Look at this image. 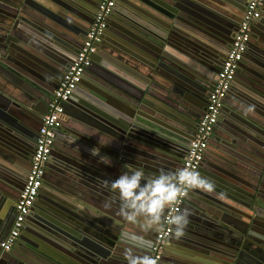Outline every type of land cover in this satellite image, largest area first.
<instances>
[{
	"label": "crops",
	"instance_id": "0c3cea01",
	"mask_svg": "<svg viewBox=\"0 0 264 264\" xmlns=\"http://www.w3.org/2000/svg\"><path fill=\"white\" fill-rule=\"evenodd\" d=\"M53 1L57 4L56 6L51 4ZM71 1L79 4L83 0ZM185 1L188 3H184ZM241 1L183 0L181 3L183 7L189 6V10L201 17L202 21L199 26L204 31H198L194 28L198 32L196 35L199 39L207 34L206 31L215 34L218 38H223L224 35L226 38L229 31L224 28V25L227 23V19L230 18V13L234 12L235 7ZM152 3L162 6L166 5L165 8L172 7L169 0H118L114 12L111 13L115 14L114 17H111L112 21H115L116 24H123L119 16L124 14L123 10H127L137 14L144 23L164 28L163 22L158 20L159 16L152 10L155 8ZM15 7H18L17 9L20 8L27 17L34 19L35 23H41L44 28L52 30L60 41L56 39L51 42L41 33L32 32L34 29L27 28L26 23H24L26 22L25 20H20L16 24L17 26L20 25L21 30L23 28L24 31L34 34V37L29 34L33 38L26 34L24 35L27 37H24L21 35L22 33L17 31V28L12 32L13 22L10 20V14L12 11L13 13L15 12ZM71 7L79 10V8L74 6ZM68 8L70 7L65 4V0H0V43L9 37V40H11V36L16 37V46L25 47L26 51L41 58L47 55L44 48H41L49 44L53 48V50H49L53 51V53L60 55L64 50L71 53L68 47L77 48L78 44L73 41L81 40L84 34L81 29L85 27V24H82L84 20L80 17L79 12ZM180 11L181 9L176 7V12L173 11L174 16H177ZM262 12L263 21H258L257 26L261 31H264V6ZM91 19L89 18V20ZM160 19L163 20L162 17ZM49 26L52 28L50 29ZM115 36V34H110L109 37L112 41H106L107 45L114 44ZM69 39L73 40L70 41ZM188 46L191 47L190 44ZM198 50L200 49L195 48L194 52L197 53ZM104 53L107 55L108 51L104 50ZM105 54H101V61L96 64L94 70L96 73L109 76V82L107 81L101 87L106 93L107 99H104L102 104L92 101L90 90L91 88L94 90L99 89V86L93 79L94 76L89 78L87 75L86 79L89 80L86 81V84L89 90L86 89V94L82 93V95L78 96L77 102L80 104H74L75 108L69 110L67 125L75 128L96 143L105 144L107 142V147L118 149L124 143L123 136L125 133L115 123L116 114L112 110L113 108L119 109V107H116V104L112 102L123 105L122 103L125 102L124 98L127 99L124 89L129 87L127 86L128 83L130 85L131 82V84L138 87L141 84L138 78H134L122 66L110 61ZM182 57L187 61H191L187 57ZM196 57L198 62H193V65L198 69L207 64L206 59L202 55L198 54ZM259 60L264 62V56L259 53L256 47L248 50L246 59L240 65L239 69L241 71L237 73L232 89L226 99L227 104L221 110L219 124L215 135L210 140L206 159L200 166L202 175L211 178L223 188L215 187L211 193L201 190L189 192L183 209L187 208L190 210L189 222L197 221L201 227H198V230L195 229L194 233L192 232L193 234L185 231L180 238L172 237L171 240L169 239L165 255L160 264H235L233 262L234 258L228 257L226 253L228 251H230V254L235 253L233 245L237 237L236 234L240 232L239 227L247 228L246 224L249 225L248 217L253 214L250 209L251 200H249V196L254 195L256 192L257 194L259 193L257 195L258 203H261L264 207V64H259ZM206 67H209V65ZM203 68L205 70V67ZM252 78L259 80V83H256L259 88H256L255 83H252ZM118 79L124 84L119 83ZM158 91L162 94L166 92ZM165 96L171 97L168 93ZM189 97L191 98L190 100L194 101V104L187 103L188 106L192 105L187 110L191 113L192 119H196L197 124L201 115L199 106L204 105L205 96L202 94L200 99L191 95ZM84 101L90 104L82 108L81 105ZM173 101L174 99L168 98L169 104H173ZM1 103L4 102L0 95ZM36 104L41 111L47 110L45 102ZM91 104L98 107L101 112L94 110L95 108ZM105 105L108 107H105ZM184 110L186 111V108ZM64 138L61 141H56L57 145L54 147V152L51 154L48 163L46 182L44 188L42 187L44 194H46V200L42 202V205L40 204L36 207V211L31 213L32 219H27V229L23 232V237L18 239L12 247L14 253L8 255L2 251L0 246V258L4 256V264H31V261L35 264H44L29 251L36 242H40L50 249L60 251L57 249L58 246L51 242L56 240L63 244L62 247L64 249L67 248L65 246L68 243L61 236L45 228L47 222L52 225L51 229L69 237L70 234L74 235L78 228L76 225L70 224L56 216L53 218L54 221L49 218L48 214L50 213L46 206L50 205L47 198L51 199V196L55 197L54 199L58 200L59 204L74 210L75 214L83 216L79 221L88 230L96 231L101 237L108 238L109 241L113 240L111 230L104 227L103 229L108 231V234H106L97 228L99 226L93 227L94 225H91V223H94L95 218L98 216L105 218L106 221L117 220L118 215L111 212L112 206L108 208L104 206L105 203H110L111 205L110 197L114 196L105 185V181H112L114 178H112L107 170L108 167L103 162L90 153L84 154L77 149L71 150L64 143ZM129 138L134 140L138 147L153 151L149 145L137 139ZM9 144L0 145V151L2 152V155L0 154V214L3 213L2 217H0V222L9 221V214L12 209H15V204L21 189H23L19 187L23 185L27 176L25 165L26 149L14 148L15 146H10ZM130 152L131 154L128 156L137 166L141 163L147 169L150 165H153V162L151 163L150 159L147 161L139 151L130 150ZM23 154L25 155L24 157L22 156ZM162 156L175 162L173 170L179 168L181 162L178 159H172L171 154ZM12 167L22 168L24 172H15ZM258 180L262 184V189L259 191H257ZM109 200L110 202H108ZM222 217L223 219L221 220ZM87 220L90 221L87 222ZM113 225H116V223ZM7 231L6 229V233ZM2 232L3 230L0 231V239L3 235ZM5 235L4 238L6 237ZM82 235L90 245L99 244L103 246L102 251L109 249L107 244H104L105 242L89 233V231L84 230ZM62 253L72 263L85 264L72 251L68 253L65 250Z\"/></svg>",
	"mask_w": 264,
	"mask_h": 264
},
{
	"label": "water",
	"instance_id": "95a60500",
	"mask_svg": "<svg viewBox=\"0 0 264 264\" xmlns=\"http://www.w3.org/2000/svg\"><path fill=\"white\" fill-rule=\"evenodd\" d=\"M98 1L99 0H83L80 1L79 4L81 5H79L71 0H65V4L70 7L68 9L79 12L80 17L84 20L82 21V24H85V27H82L83 29H81L84 33L81 40L73 41L78 44L77 48L72 49L68 47L71 53L66 50L61 52L60 55L53 53V51H50L53 50V48L49 44L44 45L45 47L41 48H44V51L47 54L46 56L42 55L44 58H41L26 51L25 47L16 46V37L11 36V40H9V37L4 42L0 43V95L4 102L0 104L1 146L2 144L6 145V143H10L9 145L15 146L14 148L25 149L28 136H30L29 132L32 128L35 125H39L38 130L41 128L42 118L49 108L48 103L54 96V92L58 88L64 72L73 62L79 48L83 44L85 35L93 21ZM169 1L172 6L171 8H165L166 5L162 6L152 3V6L155 7L152 10L159 16L158 20L163 22L164 28L154 27L149 23H144L137 14L127 10H123L124 14L119 16L123 24H116L111 18L114 17L115 14H111L108 18V26L103 40L99 43L97 52L93 55L92 62L87 67L82 81L71 98L64 102V118L61 121V127L55 131L54 147L57 145V140L61 141L63 137H65L63 141L71 150L77 149L84 154H92L91 149L96 147L99 149V153L97 155H92L98 160H100V156L109 157L111 159V165L105 166L108 167L107 170L114 179L125 170L128 164H132L135 167L144 166L141 163L137 166V164L130 159L128 156L131 154L130 150L139 151L140 154H143L142 157L146 158L147 161L150 159L151 163L153 162V165H150L149 168L145 169V167H143L144 171L149 175H155L161 169L173 170L175 168V162L165 159L162 155L167 156L171 154L172 159H178L181 162L179 166L180 168L185 159L188 146L194 138L198 126V122L196 124V119H192L190 116L191 113L187 110V108L192 105L188 106L187 103L194 104V101L190 100L191 98L189 95L192 97L195 96L198 99H200V96L202 95V89L198 86L199 84L193 82V79H191L198 76L200 81H202L203 72L206 71L202 67L201 69L203 71L200 72L199 69L193 65V62H198L196 56L203 53L202 49L208 51V49L200 43L202 40L201 38L198 39V36L196 35L198 32L194 30V28H196L198 31H204L201 29L202 27L199 26L202 19L197 13L189 10V6L183 7L181 3L183 0ZM184 3L188 2L185 1ZM51 4L55 6L57 5L55 1L51 2ZM71 6L79 8V10L73 9ZM176 7L181 9V11L177 16H174L173 11L176 12ZM15 8V12L13 13L12 11L10 14V20L13 22V27L11 28L12 32L17 28V31L22 33L21 35L24 37H27L24 34L28 36L32 35L34 37V34L26 32L22 28L23 32H25L23 33L20 25L17 26V22L25 20L26 22L24 23H26L27 28H30L31 30L34 29L32 32L41 33L51 42L56 39L60 41L59 38L54 35L52 30L44 28L41 23H35L34 19L27 17L20 8ZM262 15L263 12L261 13L260 18L252 25L251 36L256 49L264 56V31H261L257 26V22L263 19ZM161 17L163 20L160 19ZM89 18L92 19L89 20ZM51 28L52 27H50V29ZM86 29L87 31H85ZM106 33L109 36L110 34L116 35V39L113 40L114 46L107 45L106 41L112 40L108 35L106 36ZM33 37L30 36V38ZM69 40L71 41L73 39ZM189 44L191 47L188 46ZM200 45L202 46V49H200L202 52L198 51L195 53L194 49L200 48ZM104 50L108 51L107 55L104 53ZM102 53L103 55L105 54L110 61L126 69L130 75L134 76V78H138V81L141 84L140 87H138L131 84V82L130 85L128 83L127 86L130 88L126 87L124 89L126 91L125 94L127 95V99L124 98L125 102L122 103L123 105L112 102L116 104V107H119V109L113 108L112 110L116 114L114 119L115 123L125 133L123 136L124 143L123 145H120L118 149L109 148L102 143H96L75 128H71L67 125V115L70 113L69 110L75 108L74 104L78 103V96L82 95V93L86 94V89H88L86 81L89 80L86 79L87 75L89 78L90 76H94L93 79L99 86V89L94 90L91 88L90 90V98L92 101L102 104L104 99H107L105 95L106 93H104L101 87L103 84H106L109 76L107 74L96 73L94 70L96 64L101 61ZM182 56L187 57L191 61L185 60ZM245 58L246 51L240 65ZM259 61V64H264L262 60ZM239 68L237 72L241 71ZM55 79H57L56 84L52 86L51 89H48V85H51L50 83ZM252 79V83H255L256 88H259L256 84L259 83V80H257V78ZM119 83L123 82L119 80ZM48 90L51 91L50 95H48ZM158 90L166 92L165 94H162ZM167 93L171 95V97L165 96ZM46 95L49 97L48 100L45 99ZM168 98L174 99L173 104L168 103ZM226 98H228V95ZM38 102H45L47 110L45 109L41 111L37 107L36 103ZM79 104L80 103H78V105ZM89 104L90 103L87 101H84L81 107L85 108V106H88ZM92 107L95 108L94 110L101 112L98 107ZM105 107L108 106L105 105ZM201 107L202 106H199V108ZM184 108H186V111ZM215 133L216 130H213L208 143H210V140ZM129 137L149 145L153 151L138 147L137 143ZM54 147L51 154L54 152ZM208 148L202 162L206 159ZM0 154L2 155L1 151ZM22 156L24 157L25 155L23 154ZM49 160L50 159L45 163L44 178H46V172L48 171ZM164 160H166V162H164ZM13 171L18 173L24 172L22 168L18 167H14ZM198 171L201 172L200 167ZM25 182L26 179L23 185L19 188H23ZM214 183L216 188L221 187V185L219 186L215 181ZM261 186L262 184L258 180L257 191L262 189ZM44 193L41 195V203L46 200V194ZM258 194L256 192L254 195L249 196V200H251L250 209L253 214L248 217L249 225L246 224L247 228L239 227L240 232L236 234L237 237L235 238V244L233 245L235 253L230 254V251L226 253L228 257L231 256L234 258L233 262H235V264H264V207L261 203H258ZM38 197L40 198V194ZM110 198V206H112L111 212L112 214L118 215V203L116 202V198H114V196ZM53 199L54 197L51 199L47 198L51 204L54 202L52 206L50 205V209L48 210L50 213L48 214L49 218H51L52 221H54V216L61 218L70 224L76 225L78 230L74 235L70 234L69 237L51 229L52 225L47 222L45 228H48L55 234L61 236L62 239L68 243V245L65 246V248H67L64 249L62 247L63 244L56 240L51 242L56 244L58 246L57 249L60 251L50 249L49 247H45L44 244L36 242L29 250L33 256L39 258L44 264H75L64 257L62 252L67 250L68 253L71 251L74 252L75 255L80 258V261H83L85 264H124V259L122 258L123 255H121L123 254L124 245L121 243L119 235L122 228H120L118 224L113 225L115 223L114 219L106 221L105 218L98 216L95 218L94 223H91V225H94L93 227L99 226L97 228L106 234H108V231L104 230V227L111 230L113 240L109 241L108 238L101 237L96 231L94 232L84 227V224L79 221L83 216L75 214V212H73L74 210L59 204L57 202L58 200ZM108 202H110V200ZM184 204H186V201ZM59 210H61V212ZM33 211H36V208H33ZM2 214H0V217H2ZM27 219H32L31 214L27 216ZM222 219L223 217L221 220ZM89 221L90 220H87V222ZM223 221L227 222L226 220ZM8 222L9 221L5 222V220L0 222V231L3 230V235L0 241L3 240L5 234H8L12 226L11 222L9 224ZM41 225L43 226V224ZM198 227L200 228L201 225L197 221H191L187 225L185 231L193 234L195 229L198 230ZM83 228L85 231H89V233L105 242L104 244H107L109 249L107 251H102L103 246L96 243L93 245L87 243V239L82 235V232L84 231ZM6 229L8 230L7 233ZM25 229H27V227H25ZM23 232L18 239L23 237ZM156 233L157 231L148 234V239L152 241V245ZM172 237L173 236L170 237V240ZM6 253L12 255L14 252L11 249ZM150 253L151 249L148 250L149 255ZM137 254L142 255L144 252L139 251ZM3 257L0 258V264L5 263ZM31 264L35 263H32L31 261Z\"/></svg>",
	"mask_w": 264,
	"mask_h": 264
},
{
	"label": "built area",
	"instance_id": "2783aa9c",
	"mask_svg": "<svg viewBox=\"0 0 264 264\" xmlns=\"http://www.w3.org/2000/svg\"><path fill=\"white\" fill-rule=\"evenodd\" d=\"M117 1H99L83 44L79 48L73 62L64 72L59 86L49 102L48 111L42 118L36 148L31 159V167L15 204V217L12 226L0 243L4 252L12 249L24 229L27 216L31 212L43 183L45 163L54 147L55 131L61 127V121L64 118V102L68 101L74 94V91L82 81L87 67L91 64L93 55L97 52L99 43L103 40L108 18L116 7ZM263 2L264 0H249L247 3L243 19L218 72L217 80L210 90L206 109L199 119L194 138L188 146L181 167L198 170L201 166L208 148L209 138L218 121L221 108L235 79L243 55L247 50L251 38L252 25L261 15ZM188 193L181 196L177 203L173 205L174 210L179 211L182 209ZM171 236V229L166 225L157 231L150 253L157 260V264H160Z\"/></svg>",
	"mask_w": 264,
	"mask_h": 264
},
{
	"label": "clouds",
	"instance_id": "9594fccd",
	"mask_svg": "<svg viewBox=\"0 0 264 264\" xmlns=\"http://www.w3.org/2000/svg\"><path fill=\"white\" fill-rule=\"evenodd\" d=\"M91 153L97 155L99 149L94 147ZM100 160L111 165L107 156H100ZM105 185L118 203L115 223L122 228L119 235L124 245V264H157V260L148 254L152 247L148 234L166 225L174 238L183 236L190 210L176 211L173 205L191 190L211 193L215 189L211 178L192 168L161 169L155 175H149L142 167L132 164H128L114 180L105 181ZM104 206L108 208L110 203ZM139 251L144 254H137Z\"/></svg>",
	"mask_w": 264,
	"mask_h": 264
},
{
	"label": "flooded vegetation",
	"instance_id": "af4514ba",
	"mask_svg": "<svg viewBox=\"0 0 264 264\" xmlns=\"http://www.w3.org/2000/svg\"><path fill=\"white\" fill-rule=\"evenodd\" d=\"M248 1L249 0H242L241 3H239L235 7L234 12H232V14L230 13L232 16L230 15V18L227 19V23H225V25H224V28L229 31V34H228V36L226 38H225V35L223 36V38H218L217 36H215V34L208 33L207 31H206L207 34H205V35H210V36H205L204 35V37L201 38L202 42H200V43L208 49V51L202 49L201 45H200V48H199V49H202L203 53H204V55H203V53L200 54V55H202L203 58H205L206 62H207V64H204L205 66H203V67H205L206 71L203 72L202 81H200V78L198 76H195V77L191 78V79H193L192 80L193 82L199 84L198 86H200L201 89H202V91H201L202 93L201 94H203L205 96V99L203 98L204 99V105H202V107L200 108L201 109L200 118H201L202 114L204 113V111L206 109L208 95L210 93V90H211L212 86L214 85V83L216 81V79H215L216 75L218 74V71L221 68L220 66H222V64H223V61H224L223 59H225L224 57L226 56V54H227V52H228V50H229V48H230V46H231V44H232V42L234 40V37H235L236 32H237V30L239 28V25H240V23H241V21L243 19V16H244ZM98 3H99V1L96 4L97 6H98ZM117 4H118V1H117ZM117 4H116V6H117ZM263 6H264V2H263V5H262V8H263ZM114 10H115V8L113 9L112 12H114ZM261 13H262V9H261ZM107 26H108V24H107ZM252 47H256V46H255L254 42L252 41V36H251L250 41L248 43L247 50H246V55L248 53V50H250ZM202 50H198V51L202 52ZM210 64H211V66H210ZM207 65H209V67H206ZM199 71L201 72L203 70L199 69ZM237 73L238 72H236V75H237ZM236 75H235V78H236ZM56 82H57V79H55L53 82H51L50 83L51 85H48V89H51L52 86H54L56 84ZM232 85H233V83H232ZM231 89H232V86L230 88V91H231ZM230 91H229V93H230ZM229 93H228V95H229ZM50 94H51V91L48 90V95H50ZM48 95H46V98L44 97L46 100L49 99ZM226 99L224 101V104H223L221 110L223 109L224 105L227 104ZM219 120H220V118H218V121H217V123H216V125L214 127V130H216V128H217V126L219 124ZM38 127H39V125H35L32 128V130L29 132L30 136H28V141H27V144L25 145V149H26V152H25L26 153L25 165H26V168H27L26 169L27 173L29 172V169L31 167V159H32V156H33V153H34V149L36 147V141H37V137H38V134H39ZM208 145H209V143H208ZM50 157H51V155H50ZM50 157H49V159H50ZM45 182H46V179L44 178L42 186H41L40 191H39L40 198L37 196V199H36L33 207L31 208L30 214L33 212V208L38 207L40 204L42 205V203H41V201H42L41 195H43V193H44L43 188L45 186ZM51 197L53 198V196H51ZM53 203L54 202H52V204L50 203V205L52 206ZM50 205L46 206L47 210L50 209L49 208ZM59 211L61 212V210H59ZM14 217H15V209L14 210L12 209V211L9 214V221L11 222V224H12V222L14 220ZM26 225H27V223L25 221L24 231H25Z\"/></svg>",
	"mask_w": 264,
	"mask_h": 264
}]
</instances>
